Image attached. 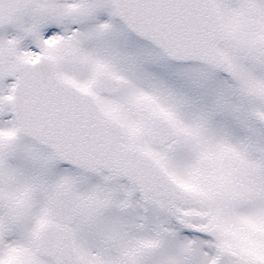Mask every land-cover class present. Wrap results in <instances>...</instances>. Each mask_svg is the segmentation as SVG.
I'll return each instance as SVG.
<instances>
[{"label":"snow or ice","instance_id":"obj_1","mask_svg":"<svg viewBox=\"0 0 264 264\" xmlns=\"http://www.w3.org/2000/svg\"><path fill=\"white\" fill-rule=\"evenodd\" d=\"M0 264H264V0H0Z\"/></svg>","mask_w":264,"mask_h":264}]
</instances>
